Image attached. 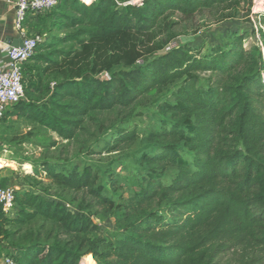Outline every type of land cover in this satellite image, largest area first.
I'll list each match as a JSON object with an SVG mask.
<instances>
[{
  "label": "trees",
  "instance_id": "trees-1",
  "mask_svg": "<svg viewBox=\"0 0 264 264\" xmlns=\"http://www.w3.org/2000/svg\"><path fill=\"white\" fill-rule=\"evenodd\" d=\"M252 1L60 0L37 16L31 31L47 39L22 65L25 97L5 118L69 143L93 113L125 111L171 94L156 102L165 119L149 131L135 160L140 170H129L136 187L124 190L115 163L104 168L50 160L32 164L36 176L46 175L59 188L86 191L110 207L116 232L90 238L99 226L89 215L26 191L16 195V217L0 209V256L16 264H216L224 251L250 247L259 253L246 264H264V55L258 49L254 58L238 33L225 46L205 42L170 51L171 40L159 39L171 14L192 16L242 4L251 10ZM256 16L264 27V12ZM251 59L255 72L236 76ZM49 75H55L54 83H46ZM140 138L134 118L127 117L100 150L119 152ZM36 219L53 222L68 239L49 244L16 239L7 229Z\"/></svg>",
  "mask_w": 264,
  "mask_h": 264
},
{
  "label": "rangeland",
  "instance_id": "rangeland-1",
  "mask_svg": "<svg viewBox=\"0 0 264 264\" xmlns=\"http://www.w3.org/2000/svg\"><path fill=\"white\" fill-rule=\"evenodd\" d=\"M117 1L124 5H142L144 2V0ZM262 2L253 0L251 10L249 4H242L232 8L216 6L192 16L171 14L162 26L159 39L162 41L171 40L170 46L173 47L187 45L197 48L205 42L213 46H225L232 41V35L238 33L244 38L243 47L251 51L254 58L257 56L258 49L264 55V27L256 16L257 13L264 12ZM29 35L30 38L41 37L42 42L47 39V36L41 34L32 33ZM256 69L257 67L251 59L236 73V76L241 77L244 73L255 72ZM48 78L46 83L49 81L54 83L56 77L49 75ZM27 83L25 79L26 86ZM170 94L171 92H165L154 98L140 101L125 111L93 113L85 121V129L74 141L69 143L58 141L53 133L36 129L35 126L25 121L5 118L0 124V182L7 181V186L14 189L16 195L26 191L41 194L47 200L65 204L74 213L82 212L89 215L99 226V230L89 237H110L112 233L116 232L115 218L110 207L99 204L86 191L74 192L59 188L52 184L46 175L36 176L32 164L50 160L73 162L81 166L95 164L104 168L115 163V176H120L124 190L136 187L135 175L129 173V170L133 172L140 170L135 160L144 144H148L149 131L159 127V119H165L157 109L156 102L167 100ZM127 117L134 118L137 123L141 131L140 142L124 146L119 152L111 154H106L103 150L101 152L100 149L105 146L112 129L120 125L122 120ZM54 142L56 145L49 147ZM27 165L30 170L26 168ZM152 208H155V204L143 209L150 210ZM17 212L16 206L6 216L14 218L17 216ZM7 229L16 232L14 237L16 239H34L47 244L52 243L56 238L68 239V237L60 235L58 227L53 222L44 219L33 220L21 228L9 225ZM258 253L257 249L250 247L226 250L220 254L216 264H246L258 256ZM2 257L1 255L0 259ZM83 264L87 263L84 261Z\"/></svg>",
  "mask_w": 264,
  "mask_h": 264
},
{
  "label": "built area",
  "instance_id": "built-area-1",
  "mask_svg": "<svg viewBox=\"0 0 264 264\" xmlns=\"http://www.w3.org/2000/svg\"><path fill=\"white\" fill-rule=\"evenodd\" d=\"M60 0H17L16 2V28L23 30L28 16H38L55 9ZM42 38L24 37L22 47L8 46L2 49L0 58V124L5 119L9 107L21 102L25 97V87L22 75V65L35 54L38 43ZM176 47V46H174ZM173 46H167L170 51ZM16 207V192L6 186H0V209L5 215ZM0 264H16L9 256H3ZM83 264V263H82Z\"/></svg>",
  "mask_w": 264,
  "mask_h": 264
},
{
  "label": "crops",
  "instance_id": "crops-1",
  "mask_svg": "<svg viewBox=\"0 0 264 264\" xmlns=\"http://www.w3.org/2000/svg\"><path fill=\"white\" fill-rule=\"evenodd\" d=\"M16 2L17 0H0V58L3 48L11 46L14 41L28 37L32 34L31 28L37 20V16H28L23 30L16 28ZM6 62V58H3Z\"/></svg>",
  "mask_w": 264,
  "mask_h": 264
},
{
  "label": "water",
  "instance_id": "water-1",
  "mask_svg": "<svg viewBox=\"0 0 264 264\" xmlns=\"http://www.w3.org/2000/svg\"><path fill=\"white\" fill-rule=\"evenodd\" d=\"M24 43V40H18V41H14V43L11 45L12 47H22Z\"/></svg>",
  "mask_w": 264,
  "mask_h": 264
},
{
  "label": "bare ground",
  "instance_id": "bare-ground-1",
  "mask_svg": "<svg viewBox=\"0 0 264 264\" xmlns=\"http://www.w3.org/2000/svg\"><path fill=\"white\" fill-rule=\"evenodd\" d=\"M0 168H1V162H0ZM26 168L29 169L30 167L27 165ZM29 170H30V169H29ZM29 170H28V171H29Z\"/></svg>",
  "mask_w": 264,
  "mask_h": 264
}]
</instances>
